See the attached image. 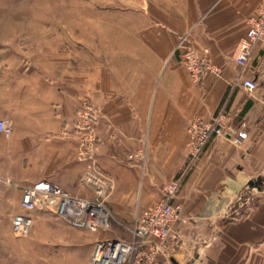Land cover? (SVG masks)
Segmentation results:
<instances>
[{
  "label": "crops",
  "instance_id": "obj_1",
  "mask_svg": "<svg viewBox=\"0 0 264 264\" xmlns=\"http://www.w3.org/2000/svg\"><path fill=\"white\" fill-rule=\"evenodd\" d=\"M262 1L220 0L195 27L197 47L207 51L221 76L207 72L193 82L174 57L182 29L172 31L167 22L131 44L123 76L114 84L106 78L94 93L101 111L98 161L114 181L106 203L118 217H135L138 209L160 201L162 186L187 161L193 119L211 120L221 108L228 113L225 134L201 154L179 191L182 212L173 227L179 238L157 252L160 264H264V42L245 66L236 60L239 41ZM24 58V40L15 41L0 28V118L15 125L1 155H17L18 165H25L16 182L0 178L4 211L21 206L24 188L44 178L71 193H88L80 185L86 163L76 157L80 99L43 82L41 71L27 76ZM246 77L257 81L256 90L238 82ZM240 130L247 138H238ZM143 146L144 168L129 161ZM258 177L261 189L249 191L252 200L227 219L237 196Z\"/></svg>",
  "mask_w": 264,
  "mask_h": 264
},
{
  "label": "rangeland",
  "instance_id": "obj_2",
  "mask_svg": "<svg viewBox=\"0 0 264 264\" xmlns=\"http://www.w3.org/2000/svg\"><path fill=\"white\" fill-rule=\"evenodd\" d=\"M218 1L0 0V19H3L0 28L8 29L15 41L24 40L27 76L41 71L46 84L55 85V89L63 93L70 90L79 97L80 103L88 98L98 106L94 93L99 87H105L106 78L114 84L116 77L123 76L121 68L129 65L130 45L140 41L153 25L162 27L168 22L170 30L182 29L176 34L174 57L186 69L176 51L179 39L189 33L193 46L203 51L196 45L195 27ZM208 59L212 61L209 55ZM10 138L0 133V178L13 183L25 165H18L17 155L2 158L1 151L8 149ZM45 166L49 165H41ZM249 186L241 193L244 200L239 201L240 194L232 203L227 219L237 217V207L252 200L249 191L257 192L258 188ZM83 188L88 193L80 196L94 197L92 188ZM106 202L107 197V206ZM108 206L111 211L109 229L75 228L58 214L41 211L34 214V225L24 237H17L12 230L13 216L24 209L19 206L4 211L1 206L0 264H90L94 243L101 238L129 239L130 228L139 213L138 209L135 217H118Z\"/></svg>",
  "mask_w": 264,
  "mask_h": 264
},
{
  "label": "built area",
  "instance_id": "obj_3",
  "mask_svg": "<svg viewBox=\"0 0 264 264\" xmlns=\"http://www.w3.org/2000/svg\"><path fill=\"white\" fill-rule=\"evenodd\" d=\"M260 42H264V0L258 14L250 19L246 35L239 41L236 50L237 62L245 66ZM176 51L192 81L200 82L207 72L221 76L222 70L208 59L207 51H199L193 46L189 33L180 37ZM238 82L250 92L258 88V83L253 78L246 77ZM227 117V111L221 108L211 120L197 117L189 123L188 160L185 166L162 186V198L159 202L139 211L130 228L129 239L101 238L94 243L90 264H160L157 261V252L179 238L173 229L182 212V205L176 202L179 191L201 154L218 136L225 134ZM100 118L99 107L88 98L82 100L75 112L76 157L78 161L86 163L80 183L83 187L92 188L94 197L71 193L51 179L26 186L21 198L24 212L17 213L12 218V230L17 237L30 233L34 225V214L41 211L54 212L79 229L97 231L110 228L111 211L105 201L114 189V181L98 161ZM14 130L11 119L0 118L2 135L11 137ZM247 135L245 130L237 133L240 139L247 138ZM146 156V148H141L131 154L130 159L137 162L139 160L144 168ZM243 196H239V201L244 200Z\"/></svg>",
  "mask_w": 264,
  "mask_h": 264
},
{
  "label": "water",
  "instance_id": "obj_4",
  "mask_svg": "<svg viewBox=\"0 0 264 264\" xmlns=\"http://www.w3.org/2000/svg\"><path fill=\"white\" fill-rule=\"evenodd\" d=\"M263 184V178L262 177H258L257 179H252L249 181V185L251 187H257L258 189H261Z\"/></svg>",
  "mask_w": 264,
  "mask_h": 264
}]
</instances>
